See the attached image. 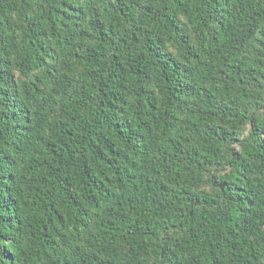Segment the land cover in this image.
<instances>
[{
    "label": "trees",
    "instance_id": "16d2710c",
    "mask_svg": "<svg viewBox=\"0 0 264 264\" xmlns=\"http://www.w3.org/2000/svg\"><path fill=\"white\" fill-rule=\"evenodd\" d=\"M0 264H264V0H0Z\"/></svg>",
    "mask_w": 264,
    "mask_h": 264
}]
</instances>
